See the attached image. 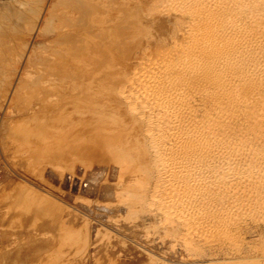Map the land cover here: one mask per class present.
<instances>
[{"label":"rangeland","instance_id":"obj_1","mask_svg":"<svg viewBox=\"0 0 264 264\" xmlns=\"http://www.w3.org/2000/svg\"><path fill=\"white\" fill-rule=\"evenodd\" d=\"M0 264H264V0H0Z\"/></svg>","mask_w":264,"mask_h":264},{"label":"bare ground","instance_id":"obj_2","mask_svg":"<svg viewBox=\"0 0 264 264\" xmlns=\"http://www.w3.org/2000/svg\"><path fill=\"white\" fill-rule=\"evenodd\" d=\"M201 1V0H200ZM221 2V1H220ZM232 6V5H231ZM233 7V6H232ZM235 24V23H234ZM226 25V24H225ZM261 28V27H260ZM253 30V29H252ZM209 32V31H208ZM204 33V32H203ZM202 36H200V38H201ZM6 44V43H5ZM166 55V54H165ZM162 64V63H161ZM164 65V64H163ZM253 75V74H252ZM130 81V80H129ZM150 88V87H149ZM136 90V89H135ZM149 90V89H148ZM229 92V91H228ZM141 94V93H140ZM139 94V95H140ZM145 95V94H144ZM152 99V98H151ZM162 102V101H161ZM149 103V102H148ZM152 107V106H151ZM163 116V115H162ZM234 117V116H233ZM249 117V116H248ZM165 120V119H164ZM230 126V125H229ZM211 149V148H210ZM175 156V155H174ZM216 157V156H215ZM158 158V157H157ZM189 164V163H188ZM211 165V164H210ZM165 172V171H164ZM174 173V172H173ZM201 173V172H200ZM176 174V173H175ZM166 176V175H165ZM188 197H190V196H188ZM198 204V203H197ZM159 209V208H158ZM194 223V222H193Z\"/></svg>","mask_w":264,"mask_h":264}]
</instances>
